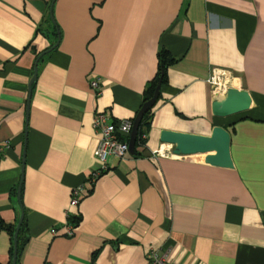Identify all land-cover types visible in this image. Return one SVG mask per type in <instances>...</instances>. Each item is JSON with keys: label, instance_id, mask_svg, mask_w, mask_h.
<instances>
[{"label": "crops", "instance_id": "0c3cea01", "mask_svg": "<svg viewBox=\"0 0 264 264\" xmlns=\"http://www.w3.org/2000/svg\"><path fill=\"white\" fill-rule=\"evenodd\" d=\"M52 1L0 0V219L14 227L25 214L18 264H152V252L171 264H264V0H56L55 24ZM160 51L175 62L147 140L87 184L95 116L134 120ZM214 69L249 93L246 111L213 114ZM217 126L231 134L233 169L210 165L211 154H153L167 147L163 131ZM12 250L0 228V264Z\"/></svg>", "mask_w": 264, "mask_h": 264}, {"label": "water", "instance_id": "95a60500", "mask_svg": "<svg viewBox=\"0 0 264 264\" xmlns=\"http://www.w3.org/2000/svg\"><path fill=\"white\" fill-rule=\"evenodd\" d=\"M56 0L52 1L50 8V17L55 24L53 16V7ZM53 47L52 49H54ZM37 66V65H36ZM38 70L36 69L33 79L30 83V92L32 85L37 80ZM162 80L158 83L153 97L143 104L141 110L134 119V125L129 142V153L135 154L136 141L140 129V125L144 119V116L150 112L156 105L161 95ZM250 105V95L247 91L230 88L227 93L217 98L212 104L213 114L217 117H229L236 114H240L248 109ZM161 142L173 147V154L175 156H192L198 154H211L208 161L209 164L215 167L233 169L234 163L231 157V143L232 137L228 130L223 127H215L212 131L211 136L193 135L187 133H179L173 131H163L161 133ZM24 165L22 167L24 178ZM21 183V185H22ZM18 201L21 204V188L18 191ZM25 218V214L22 211L21 218L17 225L16 233L14 236V257L12 264H17L18 255V236Z\"/></svg>", "mask_w": 264, "mask_h": 264}, {"label": "built area", "instance_id": "2783aa9c", "mask_svg": "<svg viewBox=\"0 0 264 264\" xmlns=\"http://www.w3.org/2000/svg\"><path fill=\"white\" fill-rule=\"evenodd\" d=\"M233 79V73L224 69H214L212 76L209 80L213 86V93L217 98L224 96L230 88H233L230 84ZM95 96H101V86L99 79L95 78L90 83ZM94 128L100 135L98 147L95 151V157L98 165L93 169L87 178V184L94 185L99 178L109 171V160L111 157L123 160L129 154V142L132 133L134 120H122L114 121L107 113H98L94 118ZM147 134L142 136V141H146ZM9 146V143H5ZM144 143L142 144V146ZM3 146L0 145V152L3 151ZM156 156L174 157L173 147L167 145L166 148H162L153 152ZM89 190L83 185L73 189L71 193L69 209L67 211V218L72 219L73 215L70 213V209H76L81 201L88 196ZM74 225L68 223L66 230L67 235H73ZM53 234H57L56 230L52 231ZM149 259L152 264H171L163 256H160L157 252L149 254Z\"/></svg>", "mask_w": 264, "mask_h": 264}, {"label": "trees", "instance_id": "16d2710c", "mask_svg": "<svg viewBox=\"0 0 264 264\" xmlns=\"http://www.w3.org/2000/svg\"><path fill=\"white\" fill-rule=\"evenodd\" d=\"M158 57H159V73H158V76L151 83H149V85H148V87H147V89L145 91L144 103H146L147 101H149L153 97L155 89H156L158 83L161 80H162V85H164L166 83L168 67L175 62V59L172 58L165 51H160ZM151 111L148 112L144 116V119H143V121H142V123L140 125V129H139V133H138V137H137V141H136V147L141 146L143 143H145L144 141H142V136L144 134H146V130L145 129L148 127V123L147 122H148V119H149V117L151 115ZM78 221H79V217L74 216L70 220V223L72 225H74V224H77ZM17 225H18V223H17ZM17 225L14 226V227L6 226L3 223V221L0 219V228L1 229H5L11 235V238L13 240L12 262H13V257H14V236H15ZM25 226H26V221L24 219L23 224H22L21 229H20L19 237H18L17 264H18V260H19L20 251L22 249V246L24 245V241L22 239H23V235H24Z\"/></svg>", "mask_w": 264, "mask_h": 264}]
</instances>
